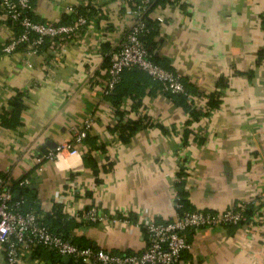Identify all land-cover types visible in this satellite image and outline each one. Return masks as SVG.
Listing matches in <instances>:
<instances>
[{"label": "crops", "instance_id": "obj_1", "mask_svg": "<svg viewBox=\"0 0 264 264\" xmlns=\"http://www.w3.org/2000/svg\"><path fill=\"white\" fill-rule=\"evenodd\" d=\"M70 4L96 12L59 50L46 44L31 54L1 50L19 27L0 11V113L17 92L24 104L17 125L0 123V175L11 185L27 177L26 200L74 243L139 251L147 222L176 217L183 162L188 208L219 211L255 198L261 206L249 223L188 229L191 246L178 264H264V0H164L148 12L158 63L180 76L196 106L205 108L212 91L219 99L191 121L185 143L189 115L145 72L122 73L125 93L116 105L103 92L105 57L132 23L127 4L33 0L29 13L57 22ZM85 118L91 125L78 153L37 159L70 140ZM127 119L142 124L128 133L119 127ZM91 206L105 217H76ZM0 264H7L1 244ZM16 264L81 263L35 246L22 250Z\"/></svg>", "mask_w": 264, "mask_h": 264}, {"label": "built area", "instance_id": "obj_2", "mask_svg": "<svg viewBox=\"0 0 264 264\" xmlns=\"http://www.w3.org/2000/svg\"><path fill=\"white\" fill-rule=\"evenodd\" d=\"M33 0H0V11L8 17L19 31L2 43L3 52H11L20 48L25 54L42 52L45 44L50 50L57 51L63 44L79 33L88 23L89 15L81 11L86 4H70L65 7L69 19L62 21L34 20L30 14ZM132 14V23L123 33L117 45L108 53L109 63L106 69L103 92L108 94L120 81L125 69L139 68L157 81L163 90L171 93H183L187 100L192 99L180 76L151 59V53L144 35L149 32L147 12L152 0H122ZM147 12V13H146ZM162 21V16H157ZM30 65V63H28ZM91 125V119L85 118L82 126L75 130L70 140L56 144L37 157L54 159L62 151L78 153L77 144L81 143ZM184 167V163L181 164ZM29 179L18 180V186L28 185ZM176 217L164 222L149 221L145 224L147 243L139 251L114 252L106 248L92 245L81 246L61 233L52 230L45 224L39 212L30 207L23 209V199H18L15 189L0 176V244L7 264H16L22 250H31L42 245L58 254L68 255L81 260L83 264H178L182 254L191 246L187 230L199 226L249 223L258 212L261 200L241 201L219 211L201 208L185 209L178 202ZM249 206L254 212L248 217ZM180 209V210H179ZM76 217L86 222L100 221L105 214L96 206L84 208L76 212Z\"/></svg>", "mask_w": 264, "mask_h": 264}, {"label": "trees", "instance_id": "obj_3", "mask_svg": "<svg viewBox=\"0 0 264 264\" xmlns=\"http://www.w3.org/2000/svg\"><path fill=\"white\" fill-rule=\"evenodd\" d=\"M163 1L164 0H152L151 5L148 8L147 12H149L155 5L162 4ZM81 11L83 13H85V14L90 15L91 13L96 12V9H94L92 7L87 9V6L86 7L85 6H81ZM67 19H69V14L66 13L65 17L62 20L64 21V20H67ZM147 24L149 26V32L144 35L143 39H144V42L146 43L147 47L149 48V51L151 53V59L153 61H155L156 63H158L156 57L154 56V54L152 52V46H153V43L154 42L151 39V36L154 33V24H153L151 18L148 17V16H147ZM105 63L107 65L109 63V56L108 55L105 57ZM165 67L171 69L168 66H165ZM124 71H128V72H138V71H142V72H144L143 70H141L139 68L125 69V70L122 71V73ZM122 73H121L120 81L115 85V87L113 88V90L110 91L107 94V95H109L112 98V102L115 105L119 102L122 94L125 93V92L122 93V91H120V89H119V86L122 83ZM153 81H155V80H153ZM155 82H157V81H155ZM184 85H185L186 89L188 90V92H191L192 93V91L190 90V88H188V86L186 84H184ZM162 91L165 92V93H167L176 104H179L183 108V110H185V112L190 117V118L186 119V122H185L186 123V127L184 128L183 133H182V138H183L182 140H183L184 143L187 141L188 134L193 131L192 128L190 127L191 121H194V120L199 119L200 116H206L209 113V109H211L212 107L217 106L218 103H219V99L215 95V92L214 91L209 92L208 94H206L205 108H203L201 106H196L193 103V100L192 99L191 100H187L186 95L183 94V93H171V92L165 91V90H162ZM9 105H10V108L9 109H5V110H3L0 113V123L3 126L14 127L15 125H17L20 122V118H19L20 117V112H21V110L24 107L23 100H22V95H21L20 92H17L15 95L11 96V98L9 99ZM140 124H142V123L139 120L133 121V120L127 119L124 122H121V124L119 125V127L120 128H123L121 130L126 129L128 131V133H131L135 129H137V127L140 126ZM145 125H146V123H145ZM88 134H89V130L87 131V134H86V136L84 137L83 140L86 139V137L88 136ZM185 173H186V171L184 170L183 166L181 165L179 167L178 171H177V175L179 176V179H178V181L176 183L177 184V187H178V191H177V197H178V199L177 200H178V202L181 203V206L183 208H185V209H192V208H188V202H187V199H186V196H185L186 195V191L183 189L185 180H184V178L180 177V176L184 175ZM0 176L5 177V175H0ZM17 182H18V180L14 184H12V187L14 189L15 188H18L19 189L18 199H21V198L23 199V203L21 204V206L23 207V209H27V208L32 207L35 210H37L36 209V206L33 203L28 202L26 200L25 196H24L25 195V192H26V188H27L26 186L27 185L26 186H18ZM233 206H236V204L233 205ZM253 212H254V208L252 206H249L247 208V211H246L248 217H250V215ZM44 223L46 224V222H44ZM240 223H243V222H240ZM47 225L52 230H55V231L61 233L59 230H56V229L52 228L51 225H49V224H47ZM62 235L65 236V237H67V235L64 234V233ZM36 246H42V245H36ZM42 247H44V246H42ZM46 249H48V248H46ZM49 251L55 252V251H53L51 249H49ZM80 263L83 264L81 262V260H80Z\"/></svg>", "mask_w": 264, "mask_h": 264}, {"label": "water", "instance_id": "obj_4", "mask_svg": "<svg viewBox=\"0 0 264 264\" xmlns=\"http://www.w3.org/2000/svg\"><path fill=\"white\" fill-rule=\"evenodd\" d=\"M54 146H55V144H54ZM18 193H19V190H15V195H18ZM64 257L69 258L68 255H64Z\"/></svg>", "mask_w": 264, "mask_h": 264}]
</instances>
